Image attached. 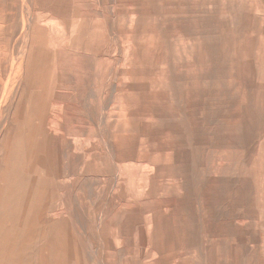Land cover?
<instances>
[{"label": "rangeland", "instance_id": "1", "mask_svg": "<svg viewBox=\"0 0 264 264\" xmlns=\"http://www.w3.org/2000/svg\"><path fill=\"white\" fill-rule=\"evenodd\" d=\"M0 264H264V0H0Z\"/></svg>", "mask_w": 264, "mask_h": 264}, {"label": "bare ground", "instance_id": "2", "mask_svg": "<svg viewBox=\"0 0 264 264\" xmlns=\"http://www.w3.org/2000/svg\"><path fill=\"white\" fill-rule=\"evenodd\" d=\"M39 25V24H38ZM32 26V25H31ZM30 27V26H29ZM45 29V28H44ZM26 30H27V27H26ZM13 31H14V29H13ZM26 32V31H25ZM43 32V31H42ZM29 35V34H28ZM40 35H41V33H40ZM43 35H45V34H43ZM46 37H47V35H45ZM48 36H49V33H48ZM36 37V36H35ZM39 37V36H38ZM37 37V38H38ZM40 37H42V36H40ZM44 37V36H43ZM46 37H44V39H46ZM37 38H34V40L35 39H37ZM49 38V37H48ZM27 40H28V38H27ZM32 41V40H31ZM37 41V40H36ZM22 42H24V41H22ZM27 42V41H26ZM33 42V41H32ZM32 42L30 43V44H32ZM35 43V42H34ZM25 44V43H24ZM24 44H22V45H24ZM27 45V44H26ZM25 46V45H24ZM26 47V46H25ZM25 47H23L24 49H25ZM26 51V50H25ZM23 60V59H22ZM21 60V61H22ZM21 61H20V64H21ZM26 62H28V61H26ZM23 63V62H22ZM28 65H29V63H28ZM21 66H19V68H20ZM22 69H23V67H21ZM21 73V72H20ZM21 77H22V75H21ZM16 91V90H15Z\"/></svg>", "mask_w": 264, "mask_h": 264}]
</instances>
